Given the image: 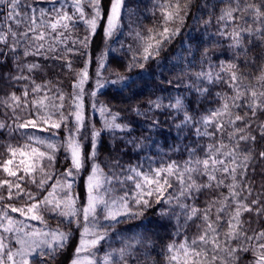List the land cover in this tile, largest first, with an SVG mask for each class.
Instances as JSON below:
<instances>
[{
    "label": "snow or ice",
    "instance_id": "6c2138e0",
    "mask_svg": "<svg viewBox=\"0 0 264 264\" xmlns=\"http://www.w3.org/2000/svg\"><path fill=\"white\" fill-rule=\"evenodd\" d=\"M194 3L148 0L141 11L139 0L134 7L129 0H108L106 7L104 0H0V57H10L16 69L5 77L14 90L0 97L11 123L0 121V129L24 139L0 145V264H57L76 231L71 264H142L139 257L155 247L145 235L149 229L125 235L116 228L129 221L144 226L150 210L174 221V238L161 249L165 264H239L248 253V264H264V184L256 191L249 175L264 160V150L258 156L255 150L258 138L264 140V0H203L196 12ZM149 16L151 26L144 24ZM189 17L205 35L214 17L215 35L229 42L231 58L216 64L207 47L201 51L200 43L182 40L165 64ZM101 28L104 40L120 47L109 44L93 60ZM115 51L128 58L127 71L155 62L161 75L170 74L166 83L175 95L150 93L143 111L139 104L131 108L142 121L125 119L97 99L110 86L117 94H138L132 77L103 75ZM93 63L95 84L86 92ZM49 69H59L57 79L37 82L36 75L46 76ZM65 73L70 92L59 79ZM220 84L230 91L216 92L209 101L216 106L202 108ZM157 113L167 114L180 139L169 151L184 158L164 160L159 147L152 154L153 135L162 126ZM105 135L113 150L121 140L145 155L129 164L110 159L105 171L98 159ZM61 154L67 166L58 169ZM15 200L24 203H10ZM50 220H56L54 227ZM65 224L75 228L66 231Z\"/></svg>",
    "mask_w": 264,
    "mask_h": 264
},
{
    "label": "trees",
    "instance_id": "16d2710c",
    "mask_svg": "<svg viewBox=\"0 0 264 264\" xmlns=\"http://www.w3.org/2000/svg\"><path fill=\"white\" fill-rule=\"evenodd\" d=\"M138 0H129V7H134L137 4ZM212 2V0H210ZM141 11L144 10V4L148 3V0H139ZM203 3V0H195L192 11L196 12V8ZM105 7L108 4V0H104ZM219 9H217V12ZM207 19V15L204 16ZM151 16H149L146 20H144V24L147 26H151ZM187 24L189 27L185 28L183 34L180 37H177L176 41L171 46V51L166 55L165 64H167L168 60H171L172 54L178 50L180 42L182 40H188L195 45L196 43H200V50L203 51L205 47H207L210 51V55L213 57V62L218 64L221 59L231 58L232 53L228 49V41L223 37H218L215 35L217 31V25L215 22V18L213 17L212 25L207 29V35L204 33V29L201 25H194L191 17H189ZM189 28L191 31H189ZM81 35L83 34V28L81 27ZM127 22H125L124 32L127 33ZM195 37V39H193ZM120 40H125L126 43H130L131 41L127 40L125 35L120 36ZM119 49L118 42H106L103 37V29H99V34L95 37V42L93 44V60L99 55L100 52L105 51L107 47ZM199 56V53H197ZM33 59V58H29ZM0 61H4L0 63V97L5 96L9 92L13 91V87L9 85V81L5 79L8 75H15L16 69L14 67L12 59L9 57L7 60H4L3 57H0ZM82 63V62H81ZM128 63V58L124 56V54L120 51H115L110 53L109 55V63L107 70H104L103 75L110 78H115V73L119 72L121 74L132 77L137 81V96L130 97V92L125 89L123 93L117 94L115 88L108 87L105 90L103 95L98 96V101L107 103L113 107V110H120L125 119L133 120V121H142V117H136L133 112H131V108L135 107L137 104L141 105V111L146 107V102L149 98L150 93H155V95H162L167 97L168 93L171 92L175 95V91L173 87H169L166 81L170 78V74L167 71H164L161 75V70L157 69L155 62H150L145 69H140L139 67L132 68L131 71L126 70V65ZM97 70L96 63L91 65L90 71L92 73L93 79L85 84L86 92H91L92 88L95 84V72ZM195 71L199 70V65H197ZM57 73H59V69L53 71L49 69L47 75L45 76L43 73H38L36 75L37 82H41L44 79H52L55 81L57 79ZM59 79L63 81V88L65 92L71 91V78L65 74L59 75ZM167 88V92H162L160 89ZM181 92H184L183 86L180 88ZM226 84H220L214 86L212 88V95L207 97L203 104L202 108H210L215 107L216 104L209 103L215 96L216 92H229ZM17 94H19V90H17ZM152 98H155L154 96ZM189 99L192 101L193 106L195 107L196 96L193 93ZM86 103L88 104L89 110L91 105V100L88 96L85 97ZM167 99H165V103H167ZM158 118L162 122L161 131L159 134H154L153 139L156 141L155 144L152 145V154H156L157 147L161 148L164 155L163 159L167 160L169 156L172 159H182L184 158L183 153H174L170 152V148L174 147L176 144L180 143V139L177 137L175 128L172 126V121L168 118L167 114L160 115L157 113ZM96 119L99 120L98 114L96 115ZM260 120H264V116L260 117ZM0 121L11 123V112L9 111L7 114L3 107H0ZM259 123V121H257ZM139 129H137V134H139ZM61 134V138H62ZM24 139L21 138L19 133L14 134L13 136L9 135V130L7 128L0 129V145H7L8 143H23ZM183 143H188V140H184ZM115 150H113V141L107 135L104 137L103 144L99 148L98 159L103 162L102 167L107 171V164L110 159H114L119 157L122 164L135 163L139 160V158L145 155L144 151H134L131 145L126 146L125 143L121 140H116L114 142ZM90 147L89 146H86ZM4 149L0 147V152ZM256 154L258 156L259 151L264 150V140L258 141L255 145ZM67 165L63 162V155L60 156V163L57 165L58 169H62ZM83 175H87V172L83 173ZM250 178L254 181L256 191H260L261 185L264 184V160L259 161L256 164L255 175L252 173L249 174ZM81 182V183H80ZM82 180L79 181V185L82 184ZM82 186V185H81ZM33 191H36L34 186H31ZM80 187V186H79ZM82 195V191H81ZM205 200V196H201L198 203L203 204ZM8 202V201H6ZM10 203H15L17 206H20L24 203L23 200H15L10 201ZM147 219L145 221L144 226H139L140 221H129L123 224L117 225L116 232L125 235H132L133 233H144V227L146 226L149 229V232L145 233V235H149L152 237L155 243L154 249H149L150 255L148 257L140 256L139 259L142 264H165L164 256L161 251L162 247L166 246L174 237L173 232L175 231L174 221H169L167 219H161L157 217L153 211H149L146 213ZM49 223L54 227L56 225V220H50ZM253 227H257L255 223V218L253 217ZM260 226H264V221L261 222ZM63 229L69 230V228L74 229L75 225H63ZM193 228L189 232V236H191ZM115 234H113V239L115 240ZM182 237H178L176 239H181ZM78 245V231L74 233L69 243L66 245L62 254L58 257L57 264H71V260L73 258L75 248ZM115 246H119L116 244ZM104 247H101L100 252L103 253ZM143 251V249H140ZM251 259V253L243 254L239 264H248V261ZM135 264V261H133Z\"/></svg>",
    "mask_w": 264,
    "mask_h": 264
},
{
    "label": "rangeland",
    "instance_id": "374dc122",
    "mask_svg": "<svg viewBox=\"0 0 264 264\" xmlns=\"http://www.w3.org/2000/svg\"><path fill=\"white\" fill-rule=\"evenodd\" d=\"M24 143V142H23ZM23 143H21V144H23ZM81 183V182H80ZM82 185V186H81ZM80 186V189H81V191H82V188H83V182H82V184H80L79 185ZM82 195H83V192H82ZM13 215H16V214H13ZM33 223H35V222H33ZM64 230H66L67 231V229H64ZM78 243H79V232H78Z\"/></svg>",
    "mask_w": 264,
    "mask_h": 264
}]
</instances>
